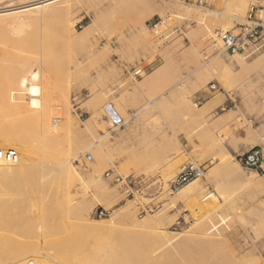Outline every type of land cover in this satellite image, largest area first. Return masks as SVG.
Here are the masks:
<instances>
[{
  "label": "rangeland",
  "instance_id": "obj_1",
  "mask_svg": "<svg viewBox=\"0 0 264 264\" xmlns=\"http://www.w3.org/2000/svg\"><path fill=\"white\" fill-rule=\"evenodd\" d=\"M237 1L63 0L61 13L17 25L18 33L6 26L10 37L25 42L1 36L0 48L12 55L0 61V82L4 74L18 76L15 62L30 58L37 63L27 76L37 71V77L20 91L22 100L10 102L17 113L27 111L30 129L22 120L16 122L33 137L26 152L1 147L14 150L16 159L0 161V237L12 239L15 246L65 240L72 256L86 243L101 253L112 252L116 244H140L145 254L157 250L161 264H264V214L255 207L264 206V152L259 172L246 169L237 158L251 146L264 148V2L245 0L242 19L235 20V7L244 0ZM205 9L208 14L200 21ZM4 17V23L13 21ZM250 21L261 24L259 35L250 38L244 53H228L217 33L236 34ZM138 68L140 75H134ZM47 74L50 88L43 94L39 86ZM230 100L241 102L246 111L233 112L222 104L216 111L205 103ZM66 109L71 120L65 126ZM244 144L247 149L235 152ZM230 155L233 163L227 170L224 161ZM70 163L75 171L66 170ZM188 164L203 169L202 176L189 182L196 180L216 199L209 213L187 210L171 196L177 190L170 182ZM239 172H256L261 188L250 192L234 182ZM200 199L201 204L205 199ZM162 212L172 243L167 236L169 243L152 236L156 230L149 216ZM117 213L122 216L115 219ZM93 223L100 227L93 231ZM199 226L209 230L210 240L199 238ZM0 256L9 264L6 247ZM42 258L46 260H37Z\"/></svg>",
  "mask_w": 264,
  "mask_h": 264
},
{
  "label": "bare ground",
  "instance_id": "obj_2",
  "mask_svg": "<svg viewBox=\"0 0 264 264\" xmlns=\"http://www.w3.org/2000/svg\"><path fill=\"white\" fill-rule=\"evenodd\" d=\"M0 1H1V3H0V38L3 35L6 40H10V41H18L20 39L14 38L15 36L10 37L6 33V31H7L6 26L10 25V27H13V29H12L13 31L12 32H13V34H15V33H18V30H16L17 29V27H16L17 25L29 26L32 23H36V22H38L40 20H45L50 15H56L57 13H61L66 7V4L64 2H62L63 0H19L16 3H14L16 0H14V1L13 0H0ZM2 1H4V2H2ZM238 1L235 2V3H240ZM262 1L264 2V0H262ZM57 2H61V3H58L57 5H53V4L57 3ZM242 2L243 3H241L239 6L235 7L236 11L238 12L237 16H236V13H233V14H235V17L233 16V18H235V20L242 19V15L239 16V14H243L245 12L244 10H245V7L247 6L246 5L247 2L245 3V0L242 1ZM174 5H177V4L175 3ZM164 6H165L164 3H163L162 7L159 6V7H161L160 10H164V9H162ZM169 7H172V5L166 7V12L168 11L167 9H169ZM207 14H208V11H207V9H205V11L200 15L199 20L202 21L204 16H206ZM7 15H9L11 17L10 19L13 20V21H8V22L4 23V20H3L5 18L4 16H7ZM16 18H18V19H16ZM199 20L197 22L200 23ZM160 23H162V22H159V24ZM157 25H155L154 27L157 28L159 26V25L158 26ZM21 39L22 40H20V42L24 43L25 42L24 38H21ZM27 41H28V39H27ZM29 42L30 41H28V43ZM31 42H33V41H31ZM29 47H31V45H29ZM0 50H1L0 51V61L3 60V62H4L5 58H8L9 55H12V54H10L11 52H9L7 50H4V49L2 50L1 48H0ZM236 58H237V62H238L239 65H243L244 64L243 58H241L240 56H238ZM9 60L13 61V59H9ZM14 61H17V60L15 59ZM3 62H0V64L3 63ZM7 62H8V60H7ZM15 63H18V66H16L17 65L16 64L15 65L16 67H13L14 68L13 71L16 72V74H18V76H16V75L13 76V78H15L16 81H14L12 77H10L11 74L9 75V77H8V75L4 74L3 77L5 76V79H2L1 82H0V148L1 147L5 148V146H9V147L10 146H14V147H16L17 150H19V148H20V150L18 152H20V151L23 152V151L26 150L25 148L28 147V145L30 144L29 142L32 141L31 139H32L33 136L31 137V131L29 132V131L25 130L24 129L25 127L23 125L19 126L20 124L19 125L17 124L16 119L22 120V122H24V124L28 128V130L30 129L28 126L31 127L32 120H30V117L26 114L27 111H26V113H25V111H22V107H20L21 108L20 111H22V112L19 111L20 113H17V111H16L17 108L16 109H14L15 107L12 108V106L10 105V102L11 103L13 102V104H14L15 101L22 100L23 96H22L20 91H22V89L28 87L29 86L28 84H29L30 81H34L35 82L34 79L37 77V71H35V72L32 71L31 73L29 72L30 75L28 74V76H27V73L30 70V68L32 67V65L34 63H37V62H35V58H33V60L30 58L26 62H23V60H22L20 63H19V61L15 62ZM4 66H6V65H4ZM1 69L2 68L0 67V73L2 74L4 72H2ZM4 69L7 70L8 67L7 68L4 67ZM4 69H3V71H5ZM9 69H11L10 66H9ZM14 74L15 73H13V75ZM44 75H45V73H44ZM48 76H49L48 74H47V77L43 76V79H42L43 82H42L41 86H39V87H41V90H42L41 92L43 94L47 93L48 88H50V85L48 84V82H50L48 80L49 79ZM27 77H28V79L30 78V80H27ZM1 78H2V76H0V79ZM252 81L253 80H251L248 84H250ZM252 86H254V84H252ZM58 96H60V95L58 94ZM67 100H68L67 98L64 99L63 103H67V102H65ZM58 101H60V100H58ZM21 104H24V103H21ZM55 104H56V102H55ZM57 104H59V103L57 102ZM57 104H56V106H57ZM5 106L7 107V109H4ZM24 107H25V105H24ZM23 110H26V109L23 108ZM67 110L68 109H66V111H64V113L66 112V114H64L65 116H63V117H65V122H66V123H64L65 126H66V124L69 125V122L71 120L70 113L67 112ZM108 114H109V112H108ZM111 114L112 113H110V117L113 118V115H111ZM60 117H62V116H60ZM263 135L264 134H262V136ZM258 136H261V135H258ZM261 138H262V140H261L262 142L260 141L261 142L260 144L264 145V137H261ZM252 139H254V138H252ZM253 143L256 144V142H254V141H253ZM3 144H6V145H3ZM247 148L248 147L245 146V145L244 146H240L238 148V150L235 151V152H238V151H241V150L247 149ZM30 150H32V148L29 149L28 152H30ZM262 152H264V148H262ZM72 157L73 158L76 157L75 154H74V156L72 155ZM232 159H233V156L230 155V157L224 161L225 162V168L227 170L230 169ZM4 161H6V163H7L8 160H4ZM71 161H72V159H71ZM2 165H4V164H2ZM9 166H7V167L9 168ZM10 167H12V166H10ZM3 168H4V166H3ZM66 170L69 171V172H72L74 170L71 167V163H70V166L68 168H66ZM93 171H94V168H93ZM3 173L5 175V172H3ZM4 175H2V177ZM93 176H95V175L93 174ZM99 177H100V175H96V177H94V178H99ZM5 178H8V177L6 176ZM10 179H12V178H10ZM10 179H8L9 182H10ZM5 181H7V180H5ZM5 181H3V182H5ZM233 181L237 182V183H240L244 188H248V190L250 192L257 191V190H259L261 188L260 177H259V175L256 174V172H248V173H245V174L239 172V173H237V174H235L233 176ZM156 188L159 189L158 186ZM203 192L204 191L201 190V188L197 185L196 180H194V181L189 182V183L187 182L182 187L177 189V191L171 193V196H172V194H173L174 197L177 196L176 197L177 199H175V200H178L179 203H181V204H183L185 206V208L187 207V210L189 209L192 212H194V211L198 212V210H204L206 213H209V210H211L212 207H213L212 203H215L216 199H215V197L213 196L212 193H210V192H206L205 193L204 192V194H201ZM173 196H172V198H173ZM200 198L205 199L204 202H202L201 204L198 202ZM209 198H210V200L206 201ZM175 200H173V201H175ZM200 200H202V199H200ZM98 204L101 205L102 203L98 202ZM170 204H171V206L175 205V203H171V202H170ZM176 206H178V205H176ZM82 207L77 208V212L78 213H80L81 211H84V210H82L84 207L83 208ZM178 207L181 208L180 206H178ZM255 207L257 209V212H259L261 214H264V206L262 204L261 205L259 204V206L256 205ZM179 210H181V209H179ZM81 214H82V212H81ZM164 215L165 214L163 212L159 213V214L157 213V215L152 214L151 216H149V219H148L151 222V224L154 225L153 227L156 230V233L152 234V236H154V235L158 236V238H160L162 241H163L164 236L168 237V234L165 235L166 234V230H167V226L163 225L162 222H161L163 217H165ZM191 215H192V213H191ZM120 216H122L121 213H117V214L113 215V217L115 219H117ZM99 217L101 218V216H99ZM193 217H194V215H193ZM9 220H11V219H9ZM9 220H8V222H9ZM16 220H18V219H16ZM13 222H15V220H13ZM196 223L197 224H199V223L202 224V222H196ZM18 224H16V225H18ZM99 225H100V223H93L92 227L90 226V228L93 229V231H94V230H96L98 228ZM207 230L201 228V230L199 232L201 234H203V237H199V238H204V236H208L207 232H209V230L208 231ZM88 235H90V234H88ZM45 236H47V235H45ZM87 236H86V238H87ZM90 236H92V238L94 237L93 235H90ZM42 237L44 238V235ZM183 237H185V236H183ZM183 237L181 238L183 241H184L185 238H190L189 235H188V237H185V238H183ZM208 238H209V236H208ZM164 239L166 240V237ZM168 240H170L171 243H172V238H169ZM168 240H166V242H168ZM203 240H205V238ZM209 240H210V238H209ZM46 241H48V240H46ZM200 241H202V240H200ZM223 241L226 242V241H228V239L225 237ZM11 242H12V239H8L6 237L5 238H1L0 237V247L1 246H3L1 248L6 247L7 256H8V259H9V264H30V262H32L31 264H77L78 262L74 263V260H77V261L79 260L80 262L82 261V263H80V264H161V262L160 263L158 262L159 260L158 261L156 260L158 258L157 250H155V249L154 250H150L148 248L150 250V252L149 253L146 252L147 254H145V252L142 251L144 249H141L142 247H141L140 244L135 245V246H133L131 248L124 247L122 244H116L114 249L112 247V249H113L112 252H111V249H110V251H106L105 253H104V251H102L103 253H101L99 250L96 251V250L93 249V247L91 248V246L88 247L87 246L88 244L86 243V244H83L84 248H82V250L80 252H78L77 254L75 253V255L72 256L70 254V252L69 253L67 252L68 251L67 250V248H68L67 247V242L68 241L66 242L65 240H61L55 245L51 244L52 246H46V245L45 246H41V245L39 246L36 243V241L33 242V243L31 242V243H28V244H24V245L22 244V245H16L15 246V245H12ZM166 242H164V243H166ZM209 242L210 241H208V243ZM206 243L207 242L205 241L204 244H206ZM13 244H15V243L13 242ZM181 244L183 245V243H181ZM201 246H203V245H201ZM145 249H146V247H145ZM5 256L6 255H4V257ZM40 256H43L44 258L46 257L45 259L47 261L44 260L43 258H42L43 260H39V259L37 260V257H40ZM59 256H61V257L63 256L64 258H61L60 260H62V259H64V260L63 261H57L56 258L59 257ZM160 257H162V256H160ZM165 260H167V261L169 260L170 261V257L165 259ZM0 261H1V258H0ZM49 261H50V263H48ZM1 264H3V262Z\"/></svg>",
  "mask_w": 264,
  "mask_h": 264
},
{
  "label": "built area",
  "instance_id": "obj_3",
  "mask_svg": "<svg viewBox=\"0 0 264 264\" xmlns=\"http://www.w3.org/2000/svg\"><path fill=\"white\" fill-rule=\"evenodd\" d=\"M253 12V7L250 8L247 14V18L251 19ZM252 24H242L240 25L239 32L233 33L232 31H225L223 33H217L223 42L225 50L234 55L244 53L247 49H249L248 41L250 38H256L259 35V29L261 28V24L259 22L250 21ZM263 44L259 45L260 48ZM134 75H140L141 69L134 70ZM210 90L215 89V83L211 82L208 85ZM198 99V98H197ZM90 158V156H88ZM238 161L242 166L246 169L254 170L256 172L262 171V147L260 145L251 146L245 152L237 155ZM11 160L14 161L16 159V152L12 149H1L0 148V160ZM203 169L201 166L197 164H188L183 166L180 171L176 174L174 179L170 182V188L175 190L182 187L184 184L189 182L194 178H198L202 176ZM32 262H30L31 264Z\"/></svg>",
  "mask_w": 264,
  "mask_h": 264
},
{
  "label": "crops",
  "instance_id": "obj_4",
  "mask_svg": "<svg viewBox=\"0 0 264 264\" xmlns=\"http://www.w3.org/2000/svg\"><path fill=\"white\" fill-rule=\"evenodd\" d=\"M205 103H208V106L209 107H213L214 110H216V111H220L221 110V104L224 105V107H228L229 106V108L233 112H236L237 111V108H239L241 112H245L246 111V108L241 104V102H236V101H231V100L229 102H220L218 104H213L211 102H205ZM227 113H228V111L225 112V113H223V114H227ZM252 120L255 121V122H259L260 121V120L259 121L256 120L254 117L252 118ZM241 137H243V136H241ZM254 146H257V145H254Z\"/></svg>",
  "mask_w": 264,
  "mask_h": 264
}]
</instances>
